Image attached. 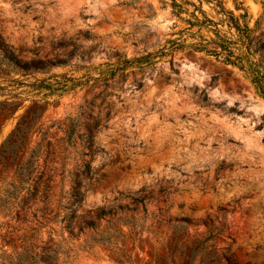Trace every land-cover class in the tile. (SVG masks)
I'll use <instances>...</instances> for the list:
<instances>
[{"label": "rangeland", "instance_id": "obj_1", "mask_svg": "<svg viewBox=\"0 0 264 264\" xmlns=\"http://www.w3.org/2000/svg\"><path fill=\"white\" fill-rule=\"evenodd\" d=\"M0 35L30 66L0 50V146L28 106L46 105L25 210L58 213L39 235L51 231L56 262L156 264L176 239L211 236L193 264H264V0H0ZM76 172L71 236L61 217ZM12 181L13 169L0 177L1 198ZM102 208L114 214L87 227Z\"/></svg>", "mask_w": 264, "mask_h": 264}, {"label": "trees", "instance_id": "obj_2", "mask_svg": "<svg viewBox=\"0 0 264 264\" xmlns=\"http://www.w3.org/2000/svg\"><path fill=\"white\" fill-rule=\"evenodd\" d=\"M0 50L7 62L25 69L30 67L28 63L21 64V60L16 51L1 35ZM30 65L35 68L39 67L38 64L34 63H31ZM45 109L46 105H40L38 102L28 106L20 115L16 126L0 146V177L5 173L9 174L10 170L13 169L14 177L18 179V182L12 181L10 183L11 188L5 191L7 198L4 199L0 197V209L8 208L7 201L10 200V198L17 199L20 197L19 200L15 202L16 205L13 203V207L17 206L18 209L13 210V208L10 207V212L6 213V215H10L11 220L17 218L23 223L22 227H17L14 224H11V220H9V222L6 221L0 223V229L4 227L7 229L5 232L0 233V239H4V244L0 245L2 255L4 256L7 253L4 249L6 245L12 246V252L8 255V260H4L0 262V264H60L55 261L58 250L54 249L53 245L56 243L49 244L51 241V231L46 230L48 239L39 236L41 229L47 226L49 220L53 221L58 218V213L53 217L50 216L53 210L48 209L47 207L42 210L41 214H37L35 211H30L28 214L27 210H25L29 200L34 198L38 192L35 182L37 179L41 178L42 174L40 170H37V161L41 156V153H43L40 152V149L43 141L47 138V131L43 132L41 140L37 142V145L32 149L31 154L27 156V153L33 140V132L36 129H40V126H37V124ZM71 136L72 135H69V140L71 139ZM93 143L92 134H89V139L87 140V146L89 149H92ZM50 144L51 143L48 142L47 146ZM82 173L86 177H92V169L89 162L84 164ZM75 175L76 178L74 180V185L69 193L68 201L63 206L64 210L61 217V222L64 223V227L69 230L71 236L74 235L73 223L76 218L77 209L81 206L84 199V192L80 188L81 182L78 178L79 174L76 172ZM23 182H27L29 185L24 186L22 184ZM49 189L50 185L47 186V191L43 194V200L48 198ZM138 203L135 204L133 208L134 210L138 209L140 205L146 210L143 200ZM95 213V218L86 222L87 227L98 226L101 219L107 215L114 214L112 209L106 208L99 209ZM181 221H185L188 224L193 223L188 218H182ZM205 224L207 225L208 223L205 222ZM83 228L84 227L81 226L79 231L81 232ZM20 229H22L23 232L20 235H15L16 231ZM5 236H7V239H5ZM210 238L211 236H208L203 241L194 240L191 243L176 239L175 243L170 244L169 246L170 250L168 257H163L162 261H158L156 264H193L195 253L198 251L199 245H205V242ZM37 242H40V244L38 245ZM14 255L17 256V259H13ZM223 257L225 259L224 264H240L230 253H225ZM168 259L169 261H167ZM217 263L223 264L219 259H217Z\"/></svg>", "mask_w": 264, "mask_h": 264}]
</instances>
